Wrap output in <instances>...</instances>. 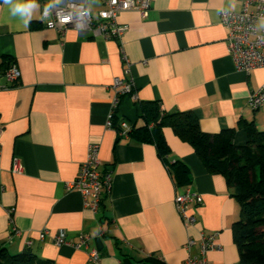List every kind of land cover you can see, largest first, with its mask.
Segmentation results:
<instances>
[{
	"label": "crops",
	"instance_id": "crops-1",
	"mask_svg": "<svg viewBox=\"0 0 264 264\" xmlns=\"http://www.w3.org/2000/svg\"><path fill=\"white\" fill-rule=\"evenodd\" d=\"M150 1L147 17L136 10L119 14L128 26L119 41L75 27L64 33L48 28L44 12L52 0H37L40 7L25 27L0 0V63H16L21 71L11 82L4 74L7 63L0 67V244L11 253L31 241L39 257L57 264H184L199 251L198 244L186 248L189 238L199 241L201 233L218 231L222 249L208 253L209 263L249 264L240 261L234 242L240 205L225 176L209 172L170 127L164 130L171 146L166 162L155 144L107 126L112 83L122 77L133 82L136 97H122L116 118L130 125L140 122L138 102L159 100L166 112L192 111L208 133L237 127L238 145L248 139L240 121L264 130V107L249 105L251 93L264 83V67L236 68L220 17L221 9L240 11L243 2ZM86 2L97 18L103 1ZM91 140L100 143L101 169L113 171L112 190L97 213L79 190L66 186ZM15 158L20 173L13 171ZM176 160L190 168L187 185L176 184ZM187 189L203 197L201 204H190L196 217L191 225L175 201ZM60 230L72 243L88 234V246L57 245ZM93 249L96 262L90 260Z\"/></svg>",
	"mask_w": 264,
	"mask_h": 264
},
{
	"label": "built area",
	"instance_id": "built-area-1",
	"mask_svg": "<svg viewBox=\"0 0 264 264\" xmlns=\"http://www.w3.org/2000/svg\"><path fill=\"white\" fill-rule=\"evenodd\" d=\"M104 7L98 11V17L93 16L92 11L87 6L86 0H52L48 9L46 26L57 29L64 33L69 27H75L80 31H86L93 36H103L106 39L122 40L128 26L119 21L118 17L122 11L136 10L142 17H147L151 8L150 0H102ZM243 8L240 11L221 9L220 17L222 24L227 29L228 51L234 60L238 70L250 72L253 69L264 67V0H242ZM123 51V48H122ZM123 57L126 56L123 53ZM5 76L11 82L17 81L21 77V71L16 63L11 64L5 71ZM112 86L115 95L112 101V109L108 116L107 126L113 127L116 111L125 95L136 97L132 81H126L122 77H116ZM249 105L252 109L258 110L264 107V83L249 96ZM120 136H129L131 125L126 120L119 121ZM2 128L0 127V134ZM100 158V143L91 140L88 144L87 157L82 162L76 177L67 182L68 189L79 190L87 207L97 213L103 204L104 199L110 195L113 183V171L111 169L102 170ZM13 171L20 173L22 164L20 159L15 158ZM177 210L186 225L196 222V217L190 212V204L203 202L202 195L191 189L185 193H178L176 196ZM14 233L20 231L14 228ZM48 235V230L44 229L40 233L43 240ZM219 232L214 231L209 234L201 233L199 241L189 238L186 248L190 251L192 246L198 244L199 251L190 253L184 264H210L208 253L210 251L221 250L222 245L217 241ZM57 245L72 244L77 248L87 247L89 242L88 234H81L79 240L72 243L64 230L58 231L54 235ZM32 242L28 243L31 246ZM90 260L98 261L99 254L94 249L90 252Z\"/></svg>",
	"mask_w": 264,
	"mask_h": 264
},
{
	"label": "trees",
	"instance_id": "trees-1",
	"mask_svg": "<svg viewBox=\"0 0 264 264\" xmlns=\"http://www.w3.org/2000/svg\"><path fill=\"white\" fill-rule=\"evenodd\" d=\"M6 63H0V67ZM7 65L9 67L10 63ZM138 103L140 122L131 125L129 136L155 144L159 156L167 162L171 146L164 130L170 127L182 141L193 147L209 172L225 176L232 195L240 205V216L232 225L240 261L264 264V130L258 129L252 122L240 121L238 127L246 129L248 139L245 144L238 145L235 142L237 127L208 133L201 128L198 117L192 111L166 112L159 100ZM119 121L115 116L113 127L118 131ZM171 171L179 186L192 181L190 168L182 160H176ZM0 264L57 263L39 257L31 246L11 253L0 244Z\"/></svg>",
	"mask_w": 264,
	"mask_h": 264
},
{
	"label": "clouds",
	"instance_id": "clouds-1",
	"mask_svg": "<svg viewBox=\"0 0 264 264\" xmlns=\"http://www.w3.org/2000/svg\"><path fill=\"white\" fill-rule=\"evenodd\" d=\"M3 5L7 7L10 15L19 18L25 27L28 26L34 12L40 7L37 0H3ZM50 6H45V15Z\"/></svg>",
	"mask_w": 264,
	"mask_h": 264
}]
</instances>
